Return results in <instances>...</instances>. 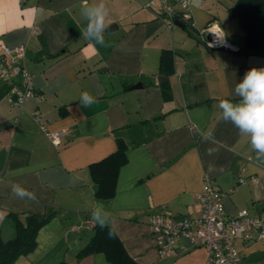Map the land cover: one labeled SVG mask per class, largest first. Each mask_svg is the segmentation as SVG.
<instances>
[{
    "label": "crops",
    "instance_id": "0c3cea01",
    "mask_svg": "<svg viewBox=\"0 0 264 264\" xmlns=\"http://www.w3.org/2000/svg\"><path fill=\"white\" fill-rule=\"evenodd\" d=\"M98 2L0 0V42L25 45L24 62L42 96L11 106L9 83L0 80V238L15 236L13 214L22 223L28 215L48 217L34 248L10 264H112L101 251L77 257L94 235L92 211L99 203L135 264H201L206 249L187 238L178 255L159 257L146 219L160 208L196 215L194 193L204 176L224 192L226 214L247 209L264 218V158L219 108L223 99H239L234 88L249 69L264 67V48H245L238 17L229 15L236 0H191L194 27L182 22L185 27L170 29L147 0H104L106 22L116 27L106 30L102 47L81 34V8ZM212 22L233 48L200 41L195 28ZM164 50L172 55L169 99L160 89ZM84 91L96 103L82 106ZM34 110L48 130L61 131L60 144L40 129ZM117 138L126 143V162L114 194L100 198L89 165L112 153ZM14 183L36 200L15 197ZM235 245L241 264H264V241L236 239Z\"/></svg>",
    "mask_w": 264,
    "mask_h": 264
},
{
    "label": "built area",
    "instance_id": "2783aa9c",
    "mask_svg": "<svg viewBox=\"0 0 264 264\" xmlns=\"http://www.w3.org/2000/svg\"><path fill=\"white\" fill-rule=\"evenodd\" d=\"M146 6L154 10L169 29L175 25V20L188 22L194 27L191 0H147ZM217 26L216 23H208L196 27L195 32L209 48H233L225 35L220 39L209 33ZM33 31L37 32V29L33 28ZM24 60V44L9 46L0 42V80L9 83L5 98L11 106L21 107L30 97L42 98ZM31 114L50 141L60 144L61 131L48 130L38 111ZM238 181L243 182L244 178H238ZM194 197L198 204V212L194 216H175L165 208L148 214L146 224L159 257L178 255L182 249V238H187L192 246L206 249L207 256L201 264H241L235 240L264 241V218L250 215L247 209L226 214L224 192L208 176H204L202 188L194 193Z\"/></svg>",
    "mask_w": 264,
    "mask_h": 264
},
{
    "label": "trees",
    "instance_id": "16d2710c",
    "mask_svg": "<svg viewBox=\"0 0 264 264\" xmlns=\"http://www.w3.org/2000/svg\"><path fill=\"white\" fill-rule=\"evenodd\" d=\"M230 16H237L240 26L245 32V48H264V0H236L229 8ZM160 89L164 99L171 97L167 76L172 72V55L164 50L160 55ZM126 143L123 139H116V149L89 165L92 180L97 184L95 195L100 198H109L114 194L116 177L119 168L126 162ZM15 227V236L3 241L0 238V264H10L19 255L30 252L36 244V233L46 222L47 216L28 215L25 223L17 216L12 215ZM113 231L112 235L109 232ZM103 252L112 264H135L126 253L110 225L101 228L94 226V235L91 240L78 251L77 257L94 252ZM56 264H69L60 261Z\"/></svg>",
    "mask_w": 264,
    "mask_h": 264
},
{
    "label": "clouds",
    "instance_id": "9594fccd",
    "mask_svg": "<svg viewBox=\"0 0 264 264\" xmlns=\"http://www.w3.org/2000/svg\"><path fill=\"white\" fill-rule=\"evenodd\" d=\"M80 15L86 21V27L81 32L82 36L102 47L108 46L104 34L108 28L106 21L109 9L104 0L85 5L81 8ZM209 33L215 34L220 39L225 35L220 26L210 29ZM233 95L239 99H223L219 102L222 119L232 123L240 135L250 137V146L256 152L257 158H264V67L249 69L243 79L236 83ZM80 103L84 107H89L96 103V98L84 91L81 93ZM209 138L205 137V140L207 141ZM211 154L212 152L209 150V155ZM11 189L13 195L19 199L36 200L34 192L18 183L12 184ZM92 219L101 228L110 224L109 213L102 203L93 209ZM112 234L113 231H110L109 235Z\"/></svg>",
    "mask_w": 264,
    "mask_h": 264
},
{
    "label": "water",
    "instance_id": "95a60500",
    "mask_svg": "<svg viewBox=\"0 0 264 264\" xmlns=\"http://www.w3.org/2000/svg\"><path fill=\"white\" fill-rule=\"evenodd\" d=\"M175 24L178 25V26H181V27H185V24L182 23V22L179 21V20H175ZM112 27H116V24H112V25L108 26L107 30L112 29ZM138 86H140V84H135V85L132 86V87L136 88V87H138Z\"/></svg>",
    "mask_w": 264,
    "mask_h": 264
}]
</instances>
